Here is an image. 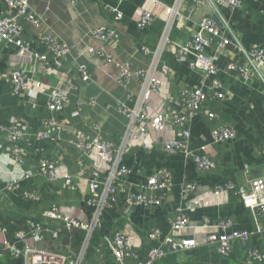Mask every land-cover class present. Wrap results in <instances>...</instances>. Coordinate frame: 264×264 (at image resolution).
I'll use <instances>...</instances> for the list:
<instances>
[{
	"label": "crops",
	"instance_id": "0c3cea01",
	"mask_svg": "<svg viewBox=\"0 0 264 264\" xmlns=\"http://www.w3.org/2000/svg\"><path fill=\"white\" fill-rule=\"evenodd\" d=\"M162 1L164 3L160 1L162 5H159L148 0H29L31 9L41 19L39 28L23 23L21 40L28 45L30 54L19 56V50L12 43L0 39V126L7 125L10 119H18L26 129L17 146V154L22 160L19 166L8 162L7 135L0 130V264H24L22 255L13 254L9 248L16 247L22 251L23 242L17 240L16 234L26 232L29 220L40 222L43 211L57 207L65 214L84 219L87 209L82 198L89 192V176L81 172L80 157L74 144L80 133L88 138L96 137L93 126L100 128V138L117 145L120 143L125 148L122 164L130 170L125 178L129 194H137V186L144 185L159 171L166 170L172 175V186L161 205L130 207L126 195L120 193L114 207L103 213L101 231L108 235L124 232L133 243L135 257L125 258V264L145 262L152 246L165 252V257L155 264H247L252 262L249 257L252 249L261 253L263 261L259 264H264V221L256 212L246 208L238 195L239 189H249L250 180L264 178V86L258 81L244 84L233 74L223 72L228 61L243 63L237 51L231 48L206 50L208 56L215 58L220 70L217 79L222 83L226 96L222 101H206L203 111L187 126L190 131L189 149L210 157L215 163V168L210 171L199 170L192 159L182 154L170 155L161 150L160 145L165 141L182 140L179 128L172 126L164 132L137 138L129 136V122L119 107L125 103L129 93L134 99L139 96L138 82H131L125 91L116 82L117 71L113 66L106 67L102 60L84 53L87 47L96 49L102 45L91 36L93 30H114L119 34V40L104 44L106 53L120 63L130 62L134 70H147L151 58L145 56L141 49L154 50L157 47L166 23L165 7L172 6L175 0ZM109 7L118 9L122 14L120 20H115L107 10ZM144 12L164 22L159 33L138 29L137 20ZM220 12L243 48L264 50V0H243L242 8H221ZM180 14V25L176 21L170 32L173 43L189 41L203 18L219 25L214 12L202 0H185ZM6 15L5 0H0V19ZM43 36L54 37L70 48L69 56L60 61V69L54 67L52 53L42 44ZM34 54L45 55L49 65L35 62ZM189 61H192L191 57L187 61H177L170 45L167 46L161 62L170 69V73L164 78L161 76V89L142 104L141 112L153 116L167 110L171 108V100H175L182 90L202 84L203 74L191 70ZM79 66H85L89 72V83L78 78ZM20 68L29 71L38 82L69 91V105L56 115L61 129L54 131L53 136L58 144L34 138L42 127L43 119L49 115L47 99L44 96L30 98L12 94L9 72ZM262 71L264 74V67ZM68 84H74L75 88L70 90ZM91 100L95 101L93 107L88 104ZM80 101L83 107L77 116H73V110ZM136 103L127 101L126 105L134 109L139 107ZM206 112L214 113L216 118L209 120ZM219 127L232 128L236 137L215 143L211 132ZM132 132L136 135L138 129L133 128ZM144 144L153 148H141ZM42 156L53 160L60 167L61 174L71 175L77 186L75 192L65 188L61 180L50 182L40 175L37 166ZM25 174H28L27 178L23 177ZM12 177L17 183L7 191L5 185ZM229 182L235 186L234 190L225 188ZM188 184L196 187L194 192L186 191ZM217 188H220L219 192H216ZM27 194L36 200L26 199ZM194 200L196 207L192 211L187 210L188 204ZM178 209H182L189 219V226L174 232L171 224ZM257 223L261 225V231L256 230ZM219 224L227 227L222 229ZM154 230L160 234L156 242L149 239ZM231 232H249L252 235L248 243H234L229 257H221L216 244L208 241V236ZM66 239L62 236V244L67 243ZM183 240H193L195 246L186 249L181 244ZM47 246L56 252L64 253L65 250L64 245L54 247L49 240L43 244V247ZM102 247L101 240L90 247L86 264H100L102 260H106L105 264H115ZM71 248L73 253L79 250Z\"/></svg>",
	"mask_w": 264,
	"mask_h": 264
},
{
	"label": "built area",
	"instance_id": "2783aa9c",
	"mask_svg": "<svg viewBox=\"0 0 264 264\" xmlns=\"http://www.w3.org/2000/svg\"><path fill=\"white\" fill-rule=\"evenodd\" d=\"M128 0H119L126 2ZM154 4L162 5L159 0H148ZM185 0H175L172 6L165 7L166 23L160 42L154 50L147 47L141 49L145 56L151 58V65L147 70H134L130 62L120 63L116 58L106 53L104 44L116 42L119 40V34L114 30L98 28L91 32V36L102 43L99 48L87 47L85 54L103 61L104 66H113L116 71V82L118 85L128 91L129 85L137 81L140 87L139 96L134 99L132 94H128L125 103H121L119 110L128 120L127 134L132 138H137L144 134L164 132L168 127L180 129L181 141H165L160 145L161 150L170 155L182 154L185 158L192 159L197 168L203 171H210L215 168V163L209 156L202 152H192L188 147L190 131L188 124L197 117L204 109L206 101L224 100L225 93L223 85L217 79L220 70L215 64V58L206 54L209 48H215L216 51L231 48L236 50L242 58L243 63L228 61L224 67L225 74H233L244 84L252 81H258L264 86V50L252 48L246 50L243 48L238 37L232 32L228 22L222 17L220 9L227 8L230 10L240 9L243 6V0H202L214 12L218 19L219 25L208 18H203L197 27V31L191 36V39L184 43L171 42L170 32L177 21L180 25L182 16L180 14L181 5ZM7 15L0 19V39L12 43L19 51V56H25L28 52V45L23 43L21 35L23 32V23L39 28L41 19L35 15L30 7L29 0H5ZM112 13L115 20H120L122 14L117 8H107ZM157 20L155 16L148 12L141 14L137 20V27L141 31L149 30ZM220 27V28H219ZM41 42L52 53L53 65L60 69V61L67 58L70 54V48L64 42L51 37H41ZM170 45L172 53L177 61H187L189 57L192 61L188 62L189 68L203 74L202 84L195 88L184 89L180 92L175 100H171L170 107L162 110L156 115H149L141 112L142 104H145L152 95L156 94L162 87L163 80L170 69L161 62V56ZM35 62L41 65H49L48 58L45 55L34 54ZM78 78L83 83L91 81L90 74L85 66L77 67ZM162 76V77H161ZM9 85L14 96L30 98L46 97V109L48 116L43 119L41 129L34 135L37 141H50L55 144L57 138L53 132L60 131L61 125L56 120V115L62 113L69 105V91L60 90L51 87L50 84L34 80L32 74L25 69H14L9 72ZM70 90L75 88L74 84H68ZM137 102L139 107L129 108L126 102ZM90 106L95 105V101L88 103ZM83 107L80 101L73 110L72 115L77 116ZM209 120L216 118L212 112H206ZM133 128H137L135 135ZM92 129L97 132L94 138H88L85 134H78L77 141L74 144L79 153V164L81 172L88 175L89 192L82 198L87 211L82 220L72 215L63 213L57 207H52L42 212L40 222L28 221L26 232L16 234L17 240L23 242L22 251L16 247H10V251L15 255H22L24 264H86V255L90 248L91 240L96 231L101 230V218L103 213L114 207L117 197L120 193L126 195L127 204L132 206H159L164 202L171 186L172 175L169 171H159L157 174L149 177L144 185L137 186V194H129L128 186H125V178L129 175L130 170L124 166L123 157L126 153L125 148L119 143L118 145L110 140H104L99 137L100 128L93 126ZM0 130L6 133L8 146V162L14 166H19L22 162L21 156L17 154V146L26 134L25 125L18 119H10L7 125H1ZM131 133V134H130ZM212 139L215 143H223L234 139L236 132L230 127L214 128L211 132ZM141 148L150 149L152 145H141ZM264 154V147H263ZM6 153V152H5ZM38 172L50 182L58 180L63 181L65 188L71 192L77 190L73 178L68 173L61 174L59 166L45 157H41L38 162ZM28 177V174L23 176ZM16 178H11L6 183L5 190L10 191L16 185ZM195 186L188 184L187 192H194ZM227 190H234L232 183L225 185ZM217 188L216 192H219ZM238 195L246 208L256 212L259 219L264 221V178H255L249 181V189H239ZM26 199L36 200L31 194L25 195ZM196 207V200L191 201L187 210L192 211ZM189 226V219L178 209L176 216L171 224L174 232L184 230ZM219 227L225 229L227 225L219 224ZM261 225L257 223L256 230L261 231ZM73 230L83 231L84 236L79 250L73 253L71 245H64V253L52 251L43 244L46 240L54 242V247H63L61 235L63 232L71 233ZM158 230L149 234V239L156 242L159 239ZM249 232H231L219 236L210 235L208 241L216 244L218 254L221 257H229L232 252L233 244L236 242L248 243L251 238ZM184 248L190 249L195 246L193 240H183ZM102 250L111 256V261L115 264H125L124 259L135 257L132 252L133 243L124 232H115L112 235L103 236ZM8 247V244H7ZM165 257V252L152 246L148 252L145 262L138 264H155ZM249 257L252 262L247 264H259L263 261V256L257 249L249 251ZM102 260L100 264H105Z\"/></svg>",
	"mask_w": 264,
	"mask_h": 264
},
{
	"label": "trees",
	"instance_id": "16d2710c",
	"mask_svg": "<svg viewBox=\"0 0 264 264\" xmlns=\"http://www.w3.org/2000/svg\"><path fill=\"white\" fill-rule=\"evenodd\" d=\"M159 1L164 3L162 0H159ZM163 26H164V22L157 19L153 23V25L149 29V31H153V32L156 31V32L159 33L162 30ZM87 209H89V208H87ZM89 211H90V209H89ZM106 235L107 234H106L105 231H101V230L96 231L94 233V235H93L92 240H91L90 247L92 245H94L95 242H98L99 240L102 241L103 236H106ZM62 236H66L67 237V239H66L67 243L66 242H64V243L70 244L71 247L79 249V247H80V245L82 243V240H83L84 233H83V231H80V230H73L71 233L63 232V234L61 235V239H62ZM51 243H52V245L54 244V242H51ZM61 243H62V241H61ZM66 244H63V245H66Z\"/></svg>",
	"mask_w": 264,
	"mask_h": 264
},
{
	"label": "water",
	"instance_id": "95a60500",
	"mask_svg": "<svg viewBox=\"0 0 264 264\" xmlns=\"http://www.w3.org/2000/svg\"><path fill=\"white\" fill-rule=\"evenodd\" d=\"M169 245V244H168Z\"/></svg>",
	"mask_w": 264,
	"mask_h": 264
}]
</instances>
